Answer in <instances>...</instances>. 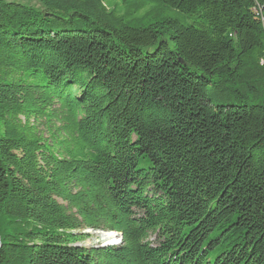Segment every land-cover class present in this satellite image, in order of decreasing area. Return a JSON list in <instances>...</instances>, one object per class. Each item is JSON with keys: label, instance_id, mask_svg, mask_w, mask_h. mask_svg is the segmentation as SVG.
<instances>
[{"label": "trees", "instance_id": "trees-1", "mask_svg": "<svg viewBox=\"0 0 264 264\" xmlns=\"http://www.w3.org/2000/svg\"><path fill=\"white\" fill-rule=\"evenodd\" d=\"M24 1L0 0V264H264V0Z\"/></svg>", "mask_w": 264, "mask_h": 264}, {"label": "rangeland", "instance_id": "rangeland-1", "mask_svg": "<svg viewBox=\"0 0 264 264\" xmlns=\"http://www.w3.org/2000/svg\"><path fill=\"white\" fill-rule=\"evenodd\" d=\"M15 1H18V2H20L22 4H28V5H32V6H38V4L35 3V2L29 3V2L24 1V0H15ZM120 2H121V0H117V3H120ZM157 8L159 10H161L162 13H163V15L166 16V17L173 18V19H177V20H179L181 23H183L185 25H188V24L191 23V20L190 19H187V17L185 15L179 14L177 11H174V10H171V9H169L167 7H162V6H158ZM144 24L146 25V23H144ZM99 233H104V232H99ZM89 235H90L91 238L89 239V241H87L85 243V245L87 247H91V246L100 247L102 244H104V243H101L100 242V239H99V237L97 235H93L92 231H90V234ZM113 239H114V241H116L115 240V237ZM153 240H154V237H151L150 238V241H153Z\"/></svg>", "mask_w": 264, "mask_h": 264}, {"label": "bare ground", "instance_id": "bare-ground-1", "mask_svg": "<svg viewBox=\"0 0 264 264\" xmlns=\"http://www.w3.org/2000/svg\"><path fill=\"white\" fill-rule=\"evenodd\" d=\"M95 235H97L99 237L101 243L110 244V243L115 242L113 239L115 237L113 233H99L98 232ZM115 240H116V238H115Z\"/></svg>", "mask_w": 264, "mask_h": 264}, {"label": "water", "instance_id": "water-1", "mask_svg": "<svg viewBox=\"0 0 264 264\" xmlns=\"http://www.w3.org/2000/svg\"><path fill=\"white\" fill-rule=\"evenodd\" d=\"M84 233H86V234H90V231H85ZM93 233V235H95V234H97L98 233V231H94V232H92ZM114 234V236H115V238H116V241L114 242V243H110V244H102L100 247H108V246H115V245H117V244H119L121 241H122V237H121V235H119V234H117V233H113Z\"/></svg>", "mask_w": 264, "mask_h": 264}, {"label": "built area", "instance_id": "built-area-1", "mask_svg": "<svg viewBox=\"0 0 264 264\" xmlns=\"http://www.w3.org/2000/svg\"><path fill=\"white\" fill-rule=\"evenodd\" d=\"M256 13H257V11L256 10H254Z\"/></svg>", "mask_w": 264, "mask_h": 264}]
</instances>
